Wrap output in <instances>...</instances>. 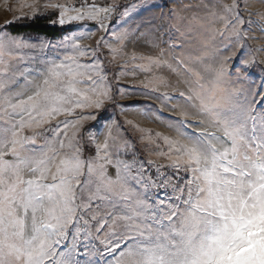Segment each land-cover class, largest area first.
Masks as SVG:
<instances>
[{
	"label": "snow or ice",
	"instance_id": "1",
	"mask_svg": "<svg viewBox=\"0 0 264 264\" xmlns=\"http://www.w3.org/2000/svg\"><path fill=\"white\" fill-rule=\"evenodd\" d=\"M248 5L232 0L212 13L223 24L215 35L232 55L215 65L199 57L210 78L197 73L179 97L151 95L169 87L153 75L165 66L163 50L155 57L132 54V71L149 79L150 91L140 94L177 101L184 117L170 124L175 138L149 134L166 146L156 143L149 154L167 161H146L151 170L128 162L135 145L106 115L119 77L110 80L106 68L142 35L144 26L129 21L138 7L152 6L149 0L8 5L6 11L20 15L0 26V264H264V77L258 86L248 84L253 69L264 73L258 59L264 46L249 43L254 30L264 39V13L245 19ZM114 16L123 20V31L111 33L114 41L101 35L94 46L81 47L96 33H109ZM41 20L61 34L58 42L11 30L18 21ZM86 21L94 27L85 29Z\"/></svg>",
	"mask_w": 264,
	"mask_h": 264
},
{
	"label": "rangeland",
	"instance_id": "2",
	"mask_svg": "<svg viewBox=\"0 0 264 264\" xmlns=\"http://www.w3.org/2000/svg\"><path fill=\"white\" fill-rule=\"evenodd\" d=\"M30 2V0H29ZM64 2V0H61ZM72 3L79 4V0H70ZM99 2L112 3V0H99ZM116 3L121 5H130L133 0H115ZM232 0H149L150 8L142 9L138 7L133 11V17L129 23L143 25L141 28L142 35H138L127 43L125 49V55L113 64L107 66L106 71L109 74V79H112L113 74L119 73L118 80H113L112 88L113 95L115 96V104H108L107 114L109 117H113L115 121L122 126L127 132V136L131 143L135 145V159L130 154L127 157L129 163L136 166L140 162H145V167L150 168L146 164V161L153 160L159 164H166L167 161L162 157L156 155H150L148 149L156 150V143H160L161 147L163 141H155L150 138L149 134L160 133L163 136L169 138H175V132L170 128L172 121L177 119H184L181 115L182 107L174 100H161L149 98L148 96L141 95L140 93L150 91V89L144 88V83H148L149 79L146 77L144 72L132 71V54L140 57H155L161 50L165 52V66L158 68L154 71L153 75L160 76L169 85V87H159L156 91L151 92L153 97L164 96L167 94L168 97H179L180 91L187 90L190 86H194L197 73L200 74L204 79H209L210 74L205 72V64L201 63L199 57H203L204 61L208 65H215L220 60L225 59L232 55L230 51L224 48V45L220 42V37L215 35L217 30L223 29L222 22L212 15L213 12L219 14L222 9L220 4L227 3L231 4ZM18 0H0V26L6 21H10L15 16H19L20 13H12L6 11L8 5L16 7ZM27 11V10H25ZM245 13V19L260 20V16L248 17L247 13H264V4H261L259 0H249L247 8L242 10ZM174 13L173 17L169 19V14ZM163 17V19H161ZM30 21H18L13 27H24L28 25ZM122 19H116L115 16L113 21L108 22L109 33H96L91 39H85L81 41V47L88 45H95L96 41L100 39L101 35H106L109 41H114L112 32L123 31L121 25ZM51 27V26H50ZM76 27L75 25L73 26ZM94 27L93 22H84L85 29H91ZM13 32V29H11ZM24 36H37L44 35L43 33H33L27 31H18ZM67 35H79L77 31H70ZM252 35L256 37L255 41H249L251 47L257 48L264 46V39L259 35V32L254 30ZM58 42L60 36H56ZM176 45V50H171V45ZM28 50H22L27 52ZM47 51V50H45ZM56 51L55 49L53 50ZM107 52V49H103ZM21 53V54H22ZM215 53V59L213 54ZM43 55L44 53H38ZM63 56V52H61ZM28 57L25 56V60ZM258 59H264V57H258ZM15 62V61H13ZM142 61H136L141 63ZM128 65L124 68L123 72H120L121 66ZM229 70L231 69V63L228 65ZM264 77V73H261L259 68L253 69V76L248 84L255 81L258 86L260 79ZM124 93L122 96L120 93ZM133 101H143V106H135L128 104ZM165 103L167 106H165ZM117 105L128 106L126 109L117 107ZM175 109V111H170ZM145 112H148L151 119L146 118ZM58 119H64L59 117ZM191 123H198L199 117H189ZM127 121H131L141 131L134 130ZM57 121H53L52 124H56ZM87 126H90L87 125ZM49 127V125H45ZM36 131H43V129H36ZM190 131H193L190 129ZM27 134H31L30 132ZM144 135L143 141H141V135ZM46 135L51 136L52 133L48 132ZM99 140L103 141V136H99ZM43 141L38 138V144ZM92 150H89V155ZM123 158V157H122ZM151 170V168H150ZM109 175L115 177V169L109 167ZM152 174L155 175L154 170ZM186 174L181 172L179 176L183 179ZM169 191H171L169 189ZM162 195V190H161ZM154 198V197H153ZM111 209H105L109 211ZM102 214H104L102 212Z\"/></svg>",
	"mask_w": 264,
	"mask_h": 264
},
{
	"label": "trees",
	"instance_id": "3",
	"mask_svg": "<svg viewBox=\"0 0 264 264\" xmlns=\"http://www.w3.org/2000/svg\"><path fill=\"white\" fill-rule=\"evenodd\" d=\"M79 3H80V0H79ZM100 3H105V2H100ZM12 29L17 32L27 31V32H33V33H43V34H47L48 36H55V37L61 35L57 30L47 25L43 20L36 22V23L30 22L28 25L24 27H12ZM128 104H133L135 106H143L145 103L143 101H133ZM106 115L109 116L107 112H106Z\"/></svg>",
	"mask_w": 264,
	"mask_h": 264
}]
</instances>
